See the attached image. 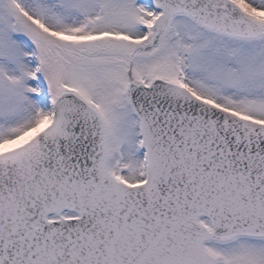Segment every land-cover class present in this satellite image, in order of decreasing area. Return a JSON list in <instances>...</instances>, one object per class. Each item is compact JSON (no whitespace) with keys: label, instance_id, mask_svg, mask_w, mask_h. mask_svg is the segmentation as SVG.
Here are the masks:
<instances>
[{"label":"snow or ice","instance_id":"snow-or-ice-1","mask_svg":"<svg viewBox=\"0 0 264 264\" xmlns=\"http://www.w3.org/2000/svg\"><path fill=\"white\" fill-rule=\"evenodd\" d=\"M0 264H264V0H0Z\"/></svg>","mask_w":264,"mask_h":264}]
</instances>
